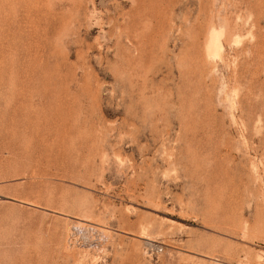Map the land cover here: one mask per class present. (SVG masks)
Returning a JSON list of instances; mask_svg holds the SVG:
<instances>
[{
  "label": "rangeland",
  "instance_id": "rangeland-1",
  "mask_svg": "<svg viewBox=\"0 0 264 264\" xmlns=\"http://www.w3.org/2000/svg\"><path fill=\"white\" fill-rule=\"evenodd\" d=\"M0 264H264V0H0Z\"/></svg>",
  "mask_w": 264,
  "mask_h": 264
},
{
  "label": "bare ground",
  "instance_id": "bare-ground-1",
  "mask_svg": "<svg viewBox=\"0 0 264 264\" xmlns=\"http://www.w3.org/2000/svg\"><path fill=\"white\" fill-rule=\"evenodd\" d=\"M217 32H219V31H217ZM215 31L214 30H212L211 31V43L209 44V46H208V53L209 54H212V55H214V56H219V54H220V51H221V48L223 47H221V44H220V40H218V38H217V36L215 35ZM218 34V33H217Z\"/></svg>",
  "mask_w": 264,
  "mask_h": 264
}]
</instances>
